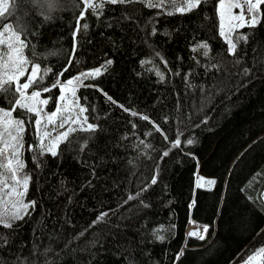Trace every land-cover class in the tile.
I'll return each instance as SVG.
<instances>
[{
  "label": "trees",
  "instance_id": "1",
  "mask_svg": "<svg viewBox=\"0 0 264 264\" xmlns=\"http://www.w3.org/2000/svg\"><path fill=\"white\" fill-rule=\"evenodd\" d=\"M92 2L104 6L93 14L83 0H10L5 13L27 45L28 71L40 66L29 95L56 79L101 71L76 90L95 130L76 128L55 155L39 147L35 114L12 113L25 119L20 178L28 177L25 197L34 207L17 224L0 226V264H175L183 218L176 187L216 129L243 124L246 109L264 113V3L255 26L233 31V42L239 34L247 40L232 55L220 34L218 0L184 13L145 0ZM4 87L0 109L7 110L18 94ZM41 94L53 112L59 85ZM263 190L264 162L227 207L229 189L213 241L186 253L194 264H237L264 247ZM217 212L213 197L199 192L194 221L213 230Z\"/></svg>",
  "mask_w": 264,
  "mask_h": 264
},
{
  "label": "rangeland",
  "instance_id": "2",
  "mask_svg": "<svg viewBox=\"0 0 264 264\" xmlns=\"http://www.w3.org/2000/svg\"><path fill=\"white\" fill-rule=\"evenodd\" d=\"M151 2L156 3L157 0H151ZM8 3H10V0H8ZM182 3L183 0H163V4H166L172 8L173 5L179 6ZM223 3L224 8L220 9L217 5V10L220 21V31L221 12L223 13V29L225 32V35L223 37L226 40V37L231 38V35L234 30L241 28L234 27L235 25L240 23V21L234 19V16L241 12V7H232L230 9L229 5H241L243 8L245 20H250L253 13L248 11V0H223ZM252 3H256V0H252ZM260 4L258 9L255 10V13L256 15H258V17L260 12ZM246 25L247 24H245V26ZM5 48L6 45H0V75H2L5 71H7L8 74H12L13 72L12 63L7 60L8 53L4 51ZM22 54L24 56L23 49ZM5 63H7L8 65L7 69L3 67ZM31 70L32 68L28 71L27 65L26 74L24 76L19 77L20 84H23L25 80L28 79V73H30ZM23 79L24 82H22ZM84 80L85 79H82L79 85H77L75 82L73 85H66L65 82H60L59 88H61V86L65 87V91L61 92V95L65 96V100H59L57 108L59 107L61 109V112L54 117V120L52 122H47L46 116L54 113L56 109L53 112H48L46 110L47 104L38 105L40 108L43 109L41 113V124L39 125L38 129L36 127V132L39 140V147L41 137L45 132L50 133V135L44 136V144L48 146L54 141L55 137H57L60 133L66 131L69 126L76 129L81 128V124H83V127H87L89 123H83V120H81V124H66L64 128L59 127V123L64 117H67L70 114L78 113L79 107H83L77 100L76 90L83 84ZM73 89H75V97H73L72 95ZM27 90L26 93L28 94ZM42 99L47 98L42 96L41 94L38 100ZM80 115L81 117H85V112L81 113ZM244 115L246 117V121L243 124H227L226 126L220 129H216L214 133L208 137L206 145L202 150L206 152H204L203 155H198L196 157V161L188 172V174L182 177L184 183H182L181 181V183L176 187V195L181 199L179 211L183 214V218L179 231V241L181 245L180 252L175 260V264H194L193 259L186 253L193 250L204 249L205 247H207L208 244L213 241L217 233V225L222 214V207L219 209V206L223 202V200L225 201V199H227L229 195V189L231 188V196H229L228 198L227 207L231 206V200L233 198L232 191L236 190L238 192L240 190V187L254 173L257 167L264 162V113H256L250 109H246L244 111ZM13 118H21L25 121V119L21 115H14ZM36 119L37 117L35 118V120ZM46 124L47 127H45ZM24 132L25 130L22 133L23 147ZM63 140H60L55 145L53 149L54 151L57 150L58 145ZM23 147L20 150L19 158L24 165ZM46 151L47 150H44L43 152ZM0 152H3V155L0 156V164H4L6 162L5 157L10 156L11 154V149L4 150L2 142H0ZM13 167H15V164H13ZM21 171L22 170L16 173L17 178H20ZM0 172H3L2 168H0ZM209 180H214L215 184L209 185L207 183V181ZM9 186H11V180H9ZM17 192L21 193L22 195L0 197V220H8L11 223V226L22 221L30 211L29 207L26 210L27 214L23 215V219H11L13 212L17 210H19L20 212L25 211L23 208L18 209L17 207H14V205H16L19 200L22 199L24 203H28L25 197L26 191L24 190L22 184L18 187ZM199 192H205L210 194L213 197V201L216 203L218 208L217 217L214 222V228L213 230L208 229L206 237L204 239H199L196 236H187L185 234V229L188 226L190 219L193 218L192 213L196 205V196ZM244 201L247 202L248 200L244 199ZM240 214L245 218V213ZM224 220L226 222L228 219H226L225 217ZM244 220L245 219H242V221ZM237 221L236 218L230 217L228 223L231 226H235L237 224ZM255 233L256 231L253 234ZM181 253L183 254L181 255ZM246 259L237 264H244ZM234 262H236V259H229V264H235ZM252 264H261L260 257L253 261Z\"/></svg>",
  "mask_w": 264,
  "mask_h": 264
},
{
  "label": "snow or ice",
  "instance_id": "3",
  "mask_svg": "<svg viewBox=\"0 0 264 264\" xmlns=\"http://www.w3.org/2000/svg\"><path fill=\"white\" fill-rule=\"evenodd\" d=\"M51 2V0H50ZM84 4H86L87 8H91L93 14L96 13L97 8H103L104 4L101 3H93L92 0H83ZM108 3L111 4H125V3H132L133 0H107ZM147 7H163V0H157L156 3H152L151 0H145ZM264 3V0H256V3H252V0H248V11L253 13L250 20H245L244 14H243V8L241 5H229V8L232 7H241V12L234 16V19L240 21L239 24L235 25L234 27H243L245 24L248 26H255L258 22V15H256L255 10L258 9L259 4ZM201 4V0H183V3L179 6L173 5V11L184 13V12H190L193 9H196ZM218 6L220 9L224 8L223 0H218ZM9 9V3L8 0H0V17L3 19H0V45H6V48L4 51L8 53L7 60L12 63L13 72L12 74H8L7 71H5L2 75H0V91L7 92L9 91V88H5L4 85L8 84L11 86V91L14 94H18L14 97V99L11 102V108L7 110L0 109V142H2L3 149L8 150L11 149V154L8 157H5V163L0 164V168L3 169V172H0V197L2 196H11V195H22L21 193L17 192L18 187L22 184L24 187V190H27V184H28V177L23 178H17L16 173L23 169L24 165L23 162L20 160V150L23 147L22 143V133L24 131V120L21 118H13L12 113L15 111L16 108H20L22 110H25L28 113H33L37 117L36 120L33 121L34 125L39 128V125L41 124V113L43 111L42 108H40L38 105H46L48 103L47 99L38 100V98L41 96V92L49 91L51 90V87H57L60 84L59 79H56L53 81V84L50 87H45L42 90L34 89L30 95L26 93V90L29 89V87L35 83L36 78L38 74L40 73V66L38 64H35L32 66V70L30 73H28V79L25 80L23 84L19 83V77L24 76L27 72V65L28 61L22 54V49L26 47L27 45L24 43V41L21 39L20 35L17 34L15 30H13V25L11 23H5V20L8 19L7 16H5V13L8 12ZM86 9H81V11H85ZM173 11H169V15L173 14ZM82 18V17H81ZM83 27L87 29V24H84ZM78 31V30H77ZM220 34L222 36L225 35L224 29H223V13L221 12V32ZM227 43H228V51L235 55L237 43H239L241 40L246 41L247 35L245 34H239L236 36L235 40L236 42H233V40L229 37H226ZM18 45V47H17ZM198 48L204 49L202 55L208 56L209 55V46L207 43H201L198 45ZM196 50V49H194ZM238 62V61H237ZM108 64H111V61L107 62ZM7 63L3 65L5 69H7ZM215 67V66H214ZM66 70V69H65ZM51 69H45L43 74L39 76V79L42 81L44 76L50 72ZM100 69H96L94 71L82 73L81 76L76 77L74 79H68L65 84L66 85H73L74 82L79 85V83L82 81V79H87L88 77H94L100 74ZM244 73H248V69H244ZM61 73H57V77L61 76ZM162 78V77H161ZM14 84V86H12ZM61 92L65 91V87L61 86L60 88ZM73 97H75V89H73L72 92ZM60 101L65 100L64 95H60L58 98ZM35 102V103H32ZM79 107V106H78ZM87 111V109L83 107H79V112L76 114H70L67 117H64L61 122L59 123L60 128H64L66 124H81V120H83V123H87V117H81V113H84ZM61 112V109L58 107L56 108L55 112L51 115L46 116L47 122H52L54 120V117ZM133 115H136V113H133ZM142 119H148V117L144 116L141 117ZM47 127V124L45 125ZM81 127H83V124H81ZM88 130H95L94 126L91 124L87 125ZM76 129L69 126L66 131L60 133L57 137H55L54 141L46 146L44 144V136L50 135V133L45 132L40 140V149L41 151L47 150L51 152L53 155H55V151L53 150L55 145L63 139H66L69 133L75 131ZM156 130L159 131L160 129L158 126H156ZM6 137V138H5ZM180 141L177 139L174 142V146L179 145ZM187 143L191 144L192 141L188 140ZM3 155V152H0V156ZM167 155V153H165ZM13 164H15V167H13ZM9 180H11V186H9ZM155 179L152 180V183H155ZM209 185H214V180L207 181ZM199 186V185H198ZM129 199H133L132 196H129ZM14 207L23 208L25 211L20 212L19 210L12 213L11 219H23V215H26V210L29 207H34V202H28L24 203L23 200H19ZM107 213H103L99 219H103L104 216H106ZM0 226L4 227H11V223L8 220H0ZM208 231L207 226L204 227V232L206 233ZM189 235L191 236H197L200 239H204V236L201 235L198 231L192 232ZM159 239L163 240L164 237L160 236ZM183 253H181L182 255ZM264 256V247H261L254 251L252 255H250L244 264H252L253 261H255L258 257Z\"/></svg>",
  "mask_w": 264,
  "mask_h": 264
},
{
  "label": "bare ground",
  "instance_id": "4",
  "mask_svg": "<svg viewBox=\"0 0 264 264\" xmlns=\"http://www.w3.org/2000/svg\"><path fill=\"white\" fill-rule=\"evenodd\" d=\"M199 232L201 235H204V226H201L199 224H197V222H194V220H190L187 229H186V235L187 236H191L189 235L192 232ZM195 237V236H194Z\"/></svg>",
  "mask_w": 264,
  "mask_h": 264
},
{
  "label": "crops",
  "instance_id": "5",
  "mask_svg": "<svg viewBox=\"0 0 264 264\" xmlns=\"http://www.w3.org/2000/svg\"><path fill=\"white\" fill-rule=\"evenodd\" d=\"M223 204H224V200H223V202L220 204V206H219V209L222 207L223 208ZM222 211V210H221ZM193 218H191V220H192ZM194 220V219H193ZM195 222V221H194ZM197 224H199V225H201V226H206V225H203V224H200V223H197ZM208 228V227H207ZM207 233V232H206ZM206 233L204 232V238L206 237ZM197 237V236H196ZM199 238V237H198ZM200 239V238H199Z\"/></svg>",
  "mask_w": 264,
  "mask_h": 264
},
{
  "label": "built area",
  "instance_id": "6",
  "mask_svg": "<svg viewBox=\"0 0 264 264\" xmlns=\"http://www.w3.org/2000/svg\"><path fill=\"white\" fill-rule=\"evenodd\" d=\"M263 200H264V193H263Z\"/></svg>",
  "mask_w": 264,
  "mask_h": 264
}]
</instances>
